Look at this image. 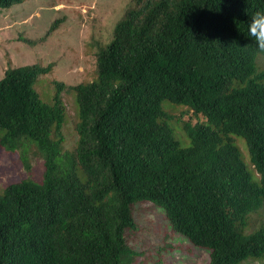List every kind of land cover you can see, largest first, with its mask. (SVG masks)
<instances>
[{"label":"trees","instance_id":"16d2710c","mask_svg":"<svg viewBox=\"0 0 264 264\" xmlns=\"http://www.w3.org/2000/svg\"><path fill=\"white\" fill-rule=\"evenodd\" d=\"M256 11L264 0H129L95 53L96 79L72 87L70 151L63 84L45 103L34 85L49 66H7L0 147L30 175L33 161L43 169L0 194V264H133L126 233L137 229V202L162 207L174 232L210 250L208 264L263 259L264 223L246 232L264 206V52L246 25Z\"/></svg>","mask_w":264,"mask_h":264},{"label":"rangeland","instance_id":"374dc122","mask_svg":"<svg viewBox=\"0 0 264 264\" xmlns=\"http://www.w3.org/2000/svg\"><path fill=\"white\" fill-rule=\"evenodd\" d=\"M128 2L23 0L9 8H0V79L7 66L37 64L50 67V72L37 79L34 88L43 102L50 103L56 83L63 84L62 98L66 106L63 152L73 150L77 140L74 127L78 122V107L72 87L96 79L95 53L110 42L113 28L122 18ZM257 63L259 68H264V56H259ZM163 106L168 109L172 105L165 101ZM174 108L175 114L187 113L186 107L181 105ZM198 117L203 122L201 116ZM191 120L195 119L192 117ZM170 125L176 139L183 140L178 132L179 124ZM232 137L252 179L259 183V176L251 167L245 141L239 136ZM181 145L187 146V140ZM33 162L38 171L30 175L20 166V161L17 162L14 156L0 147V194L7 185L20 180H40L43 168L39 172L40 165ZM133 217L137 229L126 233L129 245L139 254L133 264L209 263L210 250L196 246L185 236L174 232L162 207L150 202H137L133 206ZM248 221L246 232L264 223V206L250 214ZM241 264H264V258L247 259Z\"/></svg>","mask_w":264,"mask_h":264},{"label":"clouds","instance_id":"9594fccd","mask_svg":"<svg viewBox=\"0 0 264 264\" xmlns=\"http://www.w3.org/2000/svg\"><path fill=\"white\" fill-rule=\"evenodd\" d=\"M247 25V36L251 46L257 52H264V11H256L250 17Z\"/></svg>","mask_w":264,"mask_h":264}]
</instances>
